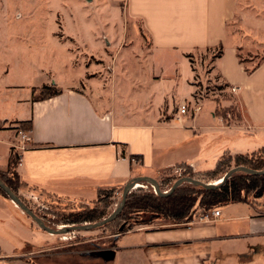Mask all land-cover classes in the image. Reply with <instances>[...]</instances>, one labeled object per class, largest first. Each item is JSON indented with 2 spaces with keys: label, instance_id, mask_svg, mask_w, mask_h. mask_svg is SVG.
I'll use <instances>...</instances> for the list:
<instances>
[{
  "label": "crops",
  "instance_id": "obj_1",
  "mask_svg": "<svg viewBox=\"0 0 264 264\" xmlns=\"http://www.w3.org/2000/svg\"><path fill=\"white\" fill-rule=\"evenodd\" d=\"M91 2L96 16H70L75 30L65 29L68 35L80 39L86 30L94 40L100 39L95 32L99 26L102 36L110 37V31L112 38H120V51L131 20L140 23L147 44L135 48L137 61L122 66V74L107 84L94 78L95 67L84 66L80 75L64 81L49 74L39 85L5 86L21 93L11 101L10 112L0 117V171L6 170L15 150L21 196L89 202L99 190H122L137 176L154 177L176 164L208 170L224 153H250L264 145V58L252 67L240 58L241 49L252 45L264 55V0ZM236 22L241 32L229 31ZM134 34L135 40H143ZM55 39L66 53V45ZM219 46L222 53L213 61V72L226 86L237 87L234 92L229 89L237 100L235 119L230 112L222 117L216 100L192 97L195 71L188 55ZM67 62L68 57L66 66ZM42 85H54L61 92L40 98ZM182 101L191 102L183 114L177 110ZM23 120H30L29 129L18 127ZM19 131L31 139L22 151L15 148L21 143ZM219 209L214 222L195 218L137 226L116 237V248L141 253L146 264H264V194L253 202L228 203ZM28 217L0 193V241L5 230L35 235L38 230ZM23 236L20 241L26 239ZM17 246L6 250L0 244V264L34 263L33 251ZM244 256L249 259L241 261Z\"/></svg>",
  "mask_w": 264,
  "mask_h": 264
},
{
  "label": "rangeland",
  "instance_id": "obj_2",
  "mask_svg": "<svg viewBox=\"0 0 264 264\" xmlns=\"http://www.w3.org/2000/svg\"><path fill=\"white\" fill-rule=\"evenodd\" d=\"M93 5L91 0H0V117L10 112L13 104L11 101L21 93L18 90L5 89L7 85H39L47 82L50 75L54 74L60 81L61 79L64 81L73 75H80L84 66L95 67L94 78H99L107 84L122 74L120 72L122 66L131 65L137 61L139 55L135 48L147 44L138 21L127 20V38L122 44L124 50L120 51L118 50L120 38L117 36L112 38L113 32L110 31L107 33L110 37L102 36L104 30L99 26L95 32L100 39L96 40L89 36L86 30H83L84 35L80 39L66 33L65 29L75 30L70 23V16H96ZM234 30L241 32V24L236 22L235 27H231L229 31ZM134 32L139 33L143 40L140 42L135 40ZM55 37L66 45V53ZM82 42L87 46L84 47ZM91 44L92 47L89 48ZM87 49L92 50L93 53ZM260 50L255 45L248 49L242 48L240 58L247 67H252L264 58ZM217 51V47L204 49L188 56L192 69L195 71L193 82L196 90L192 97L195 101L203 98L216 100L218 113L227 108L222 106L221 100H229L232 104L229 112L235 119L236 109L233 105H237V100L229 91L230 87L219 80L213 72V61ZM67 57L69 62L66 66ZM42 69L51 70V73L48 70L45 73L41 71ZM78 85V90L84 88L81 80ZM39 89L38 87L37 95H39ZM185 102L189 109L191 102ZM256 156L257 154L249 155L253 158ZM233 166L235 165L232 162L230 168ZM185 170H187L185 166L171 167L157 173L153 178L158 181L161 190L166 192L177 178L184 176L182 173ZM166 176L175 178L165 182L163 179ZM216 179L209 178L207 182H214ZM14 183L17 186L16 178ZM140 184L142 185L137 188L142 189V192L154 190L148 183ZM22 187L23 185L18 190ZM17 195L47 226L56 229L63 228L65 224L60 220L61 216L71 210L97 207L104 208L106 216L109 215L119 203L122 190L113 192L111 188H106L94 200L85 203L58 201L50 197L38 199L37 196L29 195L25 198L19 193ZM248 197L251 199V195ZM142 216L149 215L143 214ZM28 221L33 228L38 230L35 235H24L20 233L21 230L17 229L7 230L8 232L5 230L4 239L0 241V244L6 250L18 245L17 250L33 251V264H146L141 253H121L117 250L115 235L132 231L141 225H152L155 222L158 225V221L161 220L151 218L150 222L134 224L129 230L119 231L117 228L122 219L118 218L102 227L75 230L63 234L45 231L30 217ZM6 226L3 229H6ZM22 236L26 239L20 241ZM105 250H111L112 255L103 257L100 252ZM246 259L249 258L244 256L241 261Z\"/></svg>",
  "mask_w": 264,
  "mask_h": 264
},
{
  "label": "trees",
  "instance_id": "obj_3",
  "mask_svg": "<svg viewBox=\"0 0 264 264\" xmlns=\"http://www.w3.org/2000/svg\"><path fill=\"white\" fill-rule=\"evenodd\" d=\"M217 50L216 57L221 55L222 47H217ZM60 92L61 90L54 85H42L39 89L38 97L46 98ZM229 110H231L230 107H227L219 114L222 117H226ZM216 111L218 112V110ZM17 123L18 127L23 129H29L31 127L30 120L18 121ZM250 154H257V156L255 158L249 157ZM17 160V152L11 149L8 166L6 170L0 171V180L16 194L18 193V188L23 185L15 170ZM232 162L235 166L242 165L254 170L263 169L264 145L258 150L250 153H236L233 155L224 153L218 158L214 167L208 170L193 171L190 166L185 164H176L173 167L178 168L185 166L187 170H185L182 175L190 176L200 181L205 180L207 182L209 178H217L216 180L221 179L225 172L229 170ZM170 168H166L165 170ZM15 178L18 182L17 186L14 183ZM174 178L175 177L172 176H166L163 180L168 182ZM139 186V184L136 185L135 188L127 194L125 204L120 213L111 221L98 227L105 226L118 218L122 219V222L117 228L119 231L129 230L134 224L150 222L151 218L171 221L173 223H186L195 219L202 213L214 208H219L228 203L253 202L264 194V174L255 175L244 171H235L221 184L211 189L189 182H183L178 185L173 192L167 195H160L154 190L142 192V189L137 188ZM111 189L113 192L116 191L114 188ZM102 191H104V189L99 190L98 195L101 194ZM0 193L7 196L1 188ZM249 195H251V199L248 197ZM143 214L149 216H142ZM104 217H106L104 208L91 207L87 209L79 208L71 210L69 213L63 214L60 220H62L65 225H77L86 222H96ZM147 217L150 218L146 219ZM117 236L118 235H115V239Z\"/></svg>",
  "mask_w": 264,
  "mask_h": 264
},
{
  "label": "water",
  "instance_id": "obj_4",
  "mask_svg": "<svg viewBox=\"0 0 264 264\" xmlns=\"http://www.w3.org/2000/svg\"><path fill=\"white\" fill-rule=\"evenodd\" d=\"M235 171H244L250 174H255V175H262L264 174V168L260 169V170H254L251 169L249 167L246 166H242V165H238V166H233L231 168H229V170L227 172H225V174L221 177V180L219 182H203L200 181L198 179L192 178L190 176H181L179 178H177L171 185L170 189L168 191H161L160 187H159V183L158 181H156V179H154L151 176H137L134 177L130 182H128L127 184H125V186L122 189V195H121V199L119 201V203L117 204L116 208L106 217L102 218L99 221L96 222H86L83 224H72V225H64L63 228H51L49 226H47L44 221L38 216L36 215L26 204H24V202L19 198V196L14 193L6 184H4L1 180H0V188L7 194V196L18 206L20 207L28 216H30V218L36 222V224L44 229L47 232L50 233H55V234H63V233H67V232H71V231H75V230H87V229H92L98 226H101L109 221H111L113 218H115L120 211L122 210L124 204H125V200H126V196L127 194L134 189L135 185L140 184L142 182H147L148 184H150L156 193L160 194V195H167L170 194L171 192L174 191V189L180 185L183 182H189L195 185H200L204 188L207 189H211V188H215L217 187L219 184H221L227 177H229L233 172ZM103 257H107L112 255L111 250H105L103 252H100Z\"/></svg>",
  "mask_w": 264,
  "mask_h": 264
},
{
  "label": "built area",
  "instance_id": "obj_5",
  "mask_svg": "<svg viewBox=\"0 0 264 264\" xmlns=\"http://www.w3.org/2000/svg\"><path fill=\"white\" fill-rule=\"evenodd\" d=\"M236 86H230V91L231 92H234L236 90ZM197 107H194L193 108V112L196 111ZM178 112L183 114L185 113L186 111H188V107H187V103L185 101H182L179 105H178ZM20 135V139H21V143L17 146H15V148L18 150V151H22L24 149H26L30 142H31V139L30 137L25 134L24 132L22 131H19L18 133ZM18 154V153H17ZM18 159H19V156H18ZM142 185V184H140ZM135 188V187H134ZM154 189V188H153ZM220 209L219 208H214L210 211H207L205 213H202L200 215H198L196 217V221L197 222H214L218 219V217L220 216Z\"/></svg>",
  "mask_w": 264,
  "mask_h": 264
},
{
  "label": "bare ground",
  "instance_id": "obj_6",
  "mask_svg": "<svg viewBox=\"0 0 264 264\" xmlns=\"http://www.w3.org/2000/svg\"><path fill=\"white\" fill-rule=\"evenodd\" d=\"M220 180H221V179H218V180H215L214 182H216V183H217V182H219ZM139 185H140V184H139ZM140 186H141V185H140Z\"/></svg>",
  "mask_w": 264,
  "mask_h": 264
}]
</instances>
